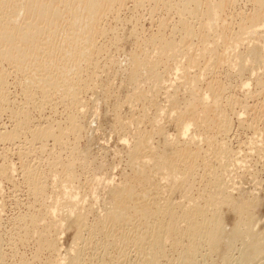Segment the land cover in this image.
<instances>
[{"label": "rangeland", "instance_id": "374dc122", "mask_svg": "<svg viewBox=\"0 0 264 264\" xmlns=\"http://www.w3.org/2000/svg\"><path fill=\"white\" fill-rule=\"evenodd\" d=\"M234 1L222 14L226 29L213 30L208 36L206 45L214 51L207 54L201 53L204 44L198 30L205 18L196 12L183 15L178 0H125L122 8L103 10L105 13L102 11L97 18L90 56L81 64L78 75L72 73L78 65L72 66L79 62L66 58L69 36H62L64 31L68 35L73 27L75 7L62 8L57 0L66 21H58L53 27L54 32L59 28L60 40H50L54 43L57 40L62 52L44 60L49 43L45 38L33 55L34 60L18 65L24 67L32 64L31 60L36 61L40 68H45L43 71H48L46 76H52L49 66H43L49 59L61 75L66 72L65 77L70 78L72 74L70 83L74 88L79 86L75 104L64 98L63 88L54 91L29 87L26 79L32 73L18 69L16 61H0L3 82L0 88L5 98L0 100V134L12 132L17 123L22 125L14 141H0V264H145L150 259L146 251L148 242L155 234L147 231L151 223L147 219L139 220L140 217L129 224L110 217L99 220L117 209V199L106 189L112 186L120 193L126 189L127 193L120 199L126 205L147 199L149 204L165 205L168 201L180 213L181 207L189 208L197 200L196 203L204 205L202 196L214 190L211 174L226 175L229 181L222 179L227 182L231 197L225 204L218 203L222 209L212 208L214 212L220 209L222 220L217 222L224 229L213 250L209 251L204 238L201 239L203 245L198 248L196 262L238 264L246 257L243 260L246 264H264L261 238L264 231V10L255 19L257 34L240 31L239 27L251 21L258 1L264 9V0ZM5 15L1 8L0 17ZM183 21L186 32L181 29ZM165 42H173L177 47L176 58L161 55L159 47ZM133 55L141 60L147 58L154 71L146 66L145 73L132 77L129 60ZM187 59L195 63L184 69ZM182 73L194 80V84L182 80ZM203 93L215 96L216 102L206 110L202 105L201 109L190 106L200 103L193 95ZM191 98L194 100L190 101ZM217 111L224 112L222 121L215 115ZM204 115H208L209 124H203ZM72 120L78 131L72 128ZM186 122L187 125L192 122L187 133L183 129ZM218 123L228 124L229 131L221 133ZM35 130L52 133L32 141ZM59 135L60 140L55 141L54 137ZM188 139H195L191 147ZM186 142L187 150L196 147L193 151L199 154L191 153L196 158L192 163L187 159L190 165L186 170L183 168L189 162L179 159L181 175L190 176L180 188L170 190L171 183L166 188L162 171L148 184L134 177L136 159L148 161L144 158L151 155L155 159L157 154L170 158L173 151L184 150ZM221 143L230 153L227 163L219 157ZM65 171H71L73 182L60 179ZM64 187L76 198L61 196ZM249 201L253 207L248 213L255 217L257 231L242 234L241 227L234 226L237 206ZM69 203L79 206L86 215L79 240L75 238L76 228L69 223L66 226L64 222L61 231L52 229L53 223L66 215L64 205ZM151 221L159 223L165 218L156 215ZM35 223L40 226H36V231L32 226ZM234 228L238 230L235 237L231 235ZM39 235L54 237L56 252L41 247ZM121 239L129 241L122 249L117 245ZM162 241L159 264H179L180 253L188 240L174 235ZM140 244L146 249H141Z\"/></svg>", "mask_w": 264, "mask_h": 264}, {"label": "bare ground", "instance_id": "6f19581e", "mask_svg": "<svg viewBox=\"0 0 264 264\" xmlns=\"http://www.w3.org/2000/svg\"><path fill=\"white\" fill-rule=\"evenodd\" d=\"M56 1L57 0H0V9L4 8V12L6 14L4 17H0V61H4V62L5 61L6 62L16 61L17 62L16 65L18 69L32 73L33 75L26 79V82L29 85V87L30 86H33V87L37 86L40 88L46 87L47 89L54 90V91L59 88H63L64 90L63 92H66V94H64V98L69 99L68 101H70L71 104H75L77 103V95L79 92L78 90L79 86H76L78 87L77 89L76 87L75 88L73 87L74 84L70 83L69 79L71 78L72 74L70 75V78L65 77L66 72L63 73V75H61L60 69L56 67L53 68L52 65H54V62L48 59L47 60L48 62L46 63L45 61L43 66L44 65H46L47 67L49 66L50 70L49 69L48 70H49V73L51 72L52 76H46V73L48 71H43L45 68L44 69L40 68L41 64L37 65L36 61L35 62L32 61L34 60L33 55L35 54L36 51L38 52V49L40 45H42V42L44 41L43 39L45 38L47 39V41H49V43L48 42L46 43V40L44 42L46 43V45L48 44L47 48L44 47L47 49L46 50L47 52L45 53L46 56L43 55V57L45 58L44 60H46V58H49L53 54H57V53L59 54L58 51H61L60 50L61 47L58 46L59 43H56L57 40H60L59 38H61L58 35L59 28H55L58 30H56L57 32H54L53 27H56L61 21H64V20L66 21V18H64V14H63L64 12L62 9L63 7H68L69 9L75 7L76 14L73 18V21L71 22L72 23L71 25L73 26L70 29L71 33L69 35V31H70L69 30L68 35H65L66 31L63 30L65 33L62 32L63 33L62 36H66V38L69 36V39L64 38L68 40V43L72 47L70 48L71 49L70 51L69 49L70 46H68L69 44L68 43L65 44L67 45L66 48L68 47L67 48L68 52H66V54L67 53L68 54L66 55V58L69 59L70 57L74 61L79 62L76 64H73L72 62L73 64L72 67H74L75 65H78L75 68H73L74 71L72 73L79 75V73L81 72V64L83 62L88 61V57L90 56L89 54L90 47H92L94 44V38H95L94 35L98 28L97 18L100 16L103 10L111 9L114 7H121V6L123 7V5H125L124 4L125 0H59L61 2V4L59 5H62V8L57 6V3L59 2L56 3ZM178 1L183 8L182 14L187 13L188 15L189 14L193 15L194 12H196L205 18V21L200 23L199 29H198L199 35L201 37L199 39L201 41V44H204L203 45L204 47L202 48L201 53L207 54L209 52H213L214 49L206 45L207 38L213 32V30L220 32L223 29H226V23H225V20L222 19V14L225 8L227 7V5H232L235 1L234 0H220L219 2H217V0H178ZM13 3L15 4V8L12 9ZM256 4L258 6V9L256 10L255 8L256 11H254L252 15L253 18L251 19V21H249V23L241 24L239 26L240 31L244 32V31L250 30L254 34L258 33V31L254 30L255 19L257 18L258 14H260L262 10L264 9L262 7L263 4L261 3V1H258ZM64 10H67V9L64 8ZM262 24H263L262 28L264 30V23ZM186 28H187L186 23L183 21L181 23V29H184L186 32L187 31ZM58 36L59 38H57ZM55 38L57 39L56 42L55 43L51 42L52 40L50 39H55ZM219 39H221V37H219ZM62 41L64 40H61V43H63ZM66 48H62V49H65L67 51ZM159 49L162 51L161 55L167 56L168 58H176L177 47L174 46L173 42H165L162 45H160ZM184 53L185 51L182 53L183 56H184ZM61 54H60V58H62ZM225 56H227V54H225ZM30 59H32L31 62H33L32 64L34 65L28 64V66H26L27 65L26 63H28L27 60L30 61ZM63 60H65V58ZM129 62L132 65L130 69L131 76L134 78L137 77L140 73H145L146 66L150 69L151 72H153L155 68L154 66L151 65L150 61L147 58L144 60H141L138 58L137 55L131 56ZM19 63L26 64L25 65L26 67L24 65H23L24 67H19L18 65ZM194 63H195L194 60L187 59L186 67L185 66L183 67L184 69H189L192 67ZM181 76H182V80H185L186 83L189 82L191 85L194 84V80L188 78L186 73H182ZM155 78L157 79V77ZM2 84H3L2 78L0 76V86H2ZM64 86L66 87V89H64L65 88ZM84 86L86 87L87 85L84 84ZM195 92L199 93V91H197L196 89H195ZM193 96L197 97L198 101L200 102L197 104H194V103L190 104V106H194L195 108L201 109L199 106L202 105L204 109L206 110L209 108L212 102H216L215 96H212L211 94H208V93H203V94L193 95ZM3 99H5L4 94L0 88V100H3ZM193 100L194 98H191L190 101H193ZM229 104L231 105L232 102H230ZM190 106L188 108H190ZM216 114L221 119L219 121H222V118L224 119L223 111L222 112L217 111L215 112V115ZM202 119L204 120L202 121L203 124L204 123L209 124L208 115H204V117L201 118V120ZM72 122L74 123L72 128L75 131H78L79 130L78 125H76L73 120ZM192 122L194 123V121ZM191 123L187 125V122H186V125L184 124L183 129L185 133H187L190 130L189 127L192 126ZM20 125L21 124L17 123L15 130H13L12 132L5 133L3 135L0 134V141L1 140L11 141L14 138H16L15 137L16 132ZM218 126L220 128L219 130L221 133H225V132L227 133L230 129L228 124L222 125L218 123ZM35 131H34V134L32 135V139H33L32 141L39 140L42 137L51 135L52 133L50 130H46V131L42 130V131H36V132ZM61 134H62V131L60 132V135ZM60 135L54 137L55 141L60 140ZM194 140L191 141L190 139L189 141L188 139V142H190L189 146L192 144V142H194ZM208 141L210 142L211 139L208 138ZM185 145H186L185 146L186 148H184V150L183 148H181L182 150L179 149L178 151L175 149L178 152V154H176L177 153L176 151H173L172 153L170 152L171 153L170 158H167L168 156H166V154L163 156L157 154L155 155L156 156L155 159H152L153 156L151 155L144 158L148 161H145L143 159H136L134 162V168H133L135 171L134 177L136 179L140 178V181L142 184H148L152 182L155 176H157L155 174H158L159 171H162L166 176V178L163 179L164 183L166 184L165 186L166 188L168 187L169 183H171L170 190H175L176 188L177 189L180 188V186L184 184V182H186L188 180V177L190 176L189 174H186V173L181 175V172L179 171L181 168L179 169V166L177 165V163L179 162V159L180 158H183L181 160L189 159L191 160V163H192V159L194 160L196 158V157L194 158V155L191 154V153H194L193 150L196 147H194L192 150H190L188 147L189 150H187L188 143ZM219 148H220L219 157L222 158V160H224L227 163L229 161L228 157H230V153L227 151L223 143H221ZM173 153H175L176 155H173ZM194 154L195 156H197L199 152L197 154L196 153ZM175 160H177V162ZM150 161H153V162H150ZM189 165H190V162L188 163L186 167H184L185 169L183 168V170H186L187 168H189ZM63 174L64 175L62 176V178L60 177V179L64 178L65 181L73 182V179H72L73 175L71 171H65ZM27 175H30V172H27ZM227 175L229 174L227 173ZM211 176L213 177L212 185H213L214 190H213V193L208 192L202 196L201 200L203 201L204 205H201L200 203H196L198 201L197 200L195 201L194 204L192 203L189 208L181 207L182 209L180 213H177L176 210L178 209L175 210L174 209L175 207L173 208L170 203L169 205L168 201H167V204L165 205H160L163 203L158 204L157 202H153V203L150 202L151 204H149L148 199H147L143 201H135L131 205H126V203L121 202L120 199L121 197L124 198V194L127 193V190L123 189V191H121L120 193L111 186L112 189L109 188L106 190H109L110 192L109 191L108 192L113 194V197L117 199V202H116L117 209L115 211H111L107 213L104 216L99 217V220H104L110 217V218H116L117 220H120L124 223L129 224L130 223L129 221H132L137 217H140L139 220L147 219V222L151 223L147 231L149 232L155 231V234L153 233L151 235L152 238H150L151 239L150 242L147 241L148 242L147 249L141 244L139 245L141 249L144 247L146 251L148 250L147 253L150 256V259L145 264H159L160 262L159 257L161 254L160 246H161V243L163 242L162 240L171 239V237L174 235H178L180 239L186 238L188 240V244L185 245L184 249L183 247H181L183 250L181 251L179 259H178L179 264H198L195 258L197 254L199 253L198 248L201 247V245H203V241L205 242L204 245L208 247L209 251L215 249L216 244H218L219 242V236L223 232L224 227L223 226L219 227V222H217V221L222 220V218L220 219V214L218 213V211L222 208L218 206L219 205L218 203L220 202L222 204H225L226 199L231 197V195H229L227 191V188H228L226 184L227 182L226 183L223 182V179L224 177L226 178V175L223 174L222 176V174L221 175L215 174L213 176V174H211ZM33 178L36 179V176H34ZM228 178H230V176ZM227 181L229 180L227 179ZM160 186L162 185L160 184ZM108 187H109V184H108ZM156 190L160 191V189L158 188H156ZM225 190L228 193L227 195H225L226 194ZM61 196L69 197L70 199L76 198L75 194L73 192L66 191L65 187H64V190ZM157 197H159V195H157ZM160 200L161 199H159V201ZM64 206L67 210L65 213L66 215H64V217L60 216V220L53 223L52 229L58 231L61 228H64L63 225H66V223H69V226L71 227L73 226V228L74 227L76 228L77 232L76 234L75 233L74 234H75L76 240L77 239L79 240L81 237L80 235L82 234V231H84L83 228L85 226V216L86 215L83 214V212L79 210L80 207L74 203H69L67 206L66 205ZM215 206L220 207V209H218V211L216 212L212 210V208ZM177 207L179 208V206ZM237 207L239 211L236 212V223L234 226L238 228L241 227V229L239 228V230H240V233L243 232L242 234H246L249 231H252L255 233L257 231L256 230L257 222L255 221V217L248 213V211L253 207V203L251 201L243 202V203L238 204ZM156 215H160V216L162 215L165 218V221L159 222V223L152 222L151 220H153V218ZM64 222L65 224H63ZM32 226H33V229L36 231L38 229V227L36 229V226H39V225L35 223ZM231 235L233 237L238 235L237 228L232 229ZM261 235H262L261 238L264 239V231ZM202 238H204L203 241L201 240ZM126 240L124 239L118 240L117 245L121 247V249L124 248L126 245L129 244V241L128 240L126 241ZM39 242H40L39 245L41 247H45L46 249L50 251L56 252L57 245H56L54 237H50L47 235H44L43 237H41L39 235ZM200 242H202V244ZM173 244H176V241H173ZM257 251L260 252L259 249ZM245 258L246 257H243L241 259L239 258L240 261L238 264H246L243 261ZM99 264H102V263L100 262Z\"/></svg>", "mask_w": 264, "mask_h": 264}]
</instances>
